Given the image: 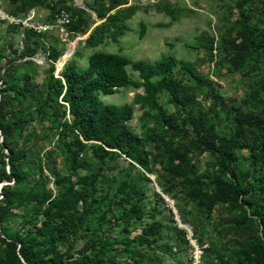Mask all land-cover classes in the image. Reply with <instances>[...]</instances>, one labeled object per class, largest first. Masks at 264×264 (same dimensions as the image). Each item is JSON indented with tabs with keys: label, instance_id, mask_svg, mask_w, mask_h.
Returning <instances> with one entry per match:
<instances>
[{
	"label": "rangeland",
	"instance_id": "rangeland-1",
	"mask_svg": "<svg viewBox=\"0 0 264 264\" xmlns=\"http://www.w3.org/2000/svg\"><path fill=\"white\" fill-rule=\"evenodd\" d=\"M116 1L4 0L9 12H34L39 22H51L56 7H65L73 21L64 41L56 30L39 36L0 23V81L26 84L22 107L31 114L13 139L24 153L23 177L16 186L0 184L19 190L9 205L0 189V264L16 258L26 264L19 241L31 246V264H256V256L264 264V0L128 1L141 11L129 20L120 44L107 40L101 48L131 60L169 53L192 63L202 78L197 82L175 70L193 95L176 128L141 117L133 104L129 125L143 139L147 168L137 163L139 150L100 162L93 142L80 147L72 139L75 131L59 126L69 121L60 98L44 103L43 118L38 112L48 77L60 76L84 49V37H77L100 24L97 15ZM244 25L260 47L235 71L228 43L239 42ZM137 92L143 91L127 87L104 99L132 104ZM159 103L173 112L165 92ZM200 121L213 125L214 144L225 154L199 145L192 122ZM1 142L0 132V160L7 154ZM223 159L229 160L224 169ZM50 200L65 216L56 220L62 231L45 233L41 212Z\"/></svg>",
	"mask_w": 264,
	"mask_h": 264
},
{
	"label": "trees",
	"instance_id": "trees-1",
	"mask_svg": "<svg viewBox=\"0 0 264 264\" xmlns=\"http://www.w3.org/2000/svg\"><path fill=\"white\" fill-rule=\"evenodd\" d=\"M125 5V0H117L104 13L97 15L103 21L95 26L85 39L86 47H96L108 39L116 42L128 30L126 22L135 13L136 7ZM58 8L60 6H57L56 10ZM61 8L67 10L65 7ZM6 11L12 15L23 16L9 12L7 4ZM144 30V24L140 23V35L143 34ZM239 37V42L233 40L228 43L232 49L230 63L235 71L260 47L253 38L252 30L247 25L243 26ZM128 69L137 73L136 79L130 76ZM176 69H179L182 77H188L197 82L202 80L192 63L177 60L172 55H162L159 60L150 63L145 60L132 61L118 53L99 51L88 56L85 68L78 66L74 59L69 60L63 67L60 76L50 75L48 77L44 88L45 98L38 109L39 116L44 117L41 110L44 103L60 98V101L66 105L69 121H62L59 126L74 130L72 139L80 147L84 145V142H93V155L100 162L112 155L124 154L129 157L132 156L133 151L139 150L136 158L137 163L141 167L147 168L148 160L142 148L143 139L129 125L134 111L133 104L139 105L142 109L141 117L147 116L154 123L176 128L181 122V108L193 99V95L189 92L190 86L175 78ZM1 79L0 132L2 133V147L5 148L7 154L1 155L0 184L6 181L12 182V185L16 186L20 183L21 176L23 177L20 172V163L24 153L17 149L13 139L16 135H20L31 121V114L27 111L28 107H22V101L28 93V87L14 79L6 77ZM124 87H131L135 90L142 89L143 92L133 95L132 104H105L100 100V95L115 94ZM163 92L166 93L168 103L174 109L171 113H168L159 103V94ZM64 115L65 111L62 112V116ZM56 116L57 114L53 115L54 119ZM192 125L196 139L205 151H221L214 144L213 125H205L204 121L192 122ZM260 149L264 151V140L260 142ZM221 153L225 154L224 151ZM3 158H6L7 171ZM228 161L223 159L222 169L226 168ZM10 186V184H5L0 188L2 202L9 205L19 194V190L12 189ZM204 196L206 194H203ZM221 197L223 198L222 194L218 199ZM0 210H2L1 205ZM41 213L43 216L41 229L45 233H52L53 229L62 231L56 220L64 217L65 212L57 207L54 200H50ZM19 242L21 243L24 262L31 264V261H34L31 260L29 254L31 246H27L25 242ZM12 246L14 249L15 244ZM255 263L262 264V258L256 256ZM4 264L23 263L16 258V261H7Z\"/></svg>",
	"mask_w": 264,
	"mask_h": 264
},
{
	"label": "built area",
	"instance_id": "built-area-1",
	"mask_svg": "<svg viewBox=\"0 0 264 264\" xmlns=\"http://www.w3.org/2000/svg\"><path fill=\"white\" fill-rule=\"evenodd\" d=\"M126 5L128 1L125 0ZM125 5V6H126ZM73 18L72 15L64 8H58L55 12L54 19L51 22H39L34 17V12H28L24 16H16L6 11L4 0H0V23L13 28H21L35 35H44L51 30L58 31L63 41L68 39L71 33L66 28L70 26Z\"/></svg>",
	"mask_w": 264,
	"mask_h": 264
},
{
	"label": "crops",
	"instance_id": "crops-1",
	"mask_svg": "<svg viewBox=\"0 0 264 264\" xmlns=\"http://www.w3.org/2000/svg\"><path fill=\"white\" fill-rule=\"evenodd\" d=\"M139 11H141V9L140 8H137L136 7V10H135V13L132 15V17L137 13V12H139ZM131 17V18H132ZM130 18V19H131ZM129 19V20H130ZM129 20H127V22H126V25L128 26V29H129ZM92 30H90V31H87V32H85V33H82L83 35L81 36V37H77V38H79V39H81V38H83V42H82V45L84 46V49L83 50H78V53L79 54H77V57H75L74 58V60L76 61V63L78 64V66H80V67H82V68H85L86 67V65H87V58H88V56L91 54V53H93V52H99V51H101V52H108V53H111L109 50H107V51H105V50H103L101 47L102 46H104V44H105V42L107 41V40H105L102 44H100V45H98V46H96V47H92V48H88V47H86L85 46V44H84V42H85V39L87 38V36L89 35V33L91 32ZM128 31V30H127ZM127 31H125L124 33H123V35L122 36H120L117 40H116V42H112L111 40H109V41H111V44H120V40H121V38L123 37V36H125V34L127 33ZM161 40V39H160ZM162 47H164V46H162ZM185 49V48H184ZM84 50H86V54L84 55ZM121 49H119V51H120ZM80 53L82 54V56H80ZM118 54H120V53H118ZM121 55V54H120ZM168 55H172V54H169L168 53ZM172 56H174V55H172ZM175 57V56H174ZM176 58V57H175ZM177 60H181V59H178V58H176ZM131 60V59H130ZM138 60H143V59H138ZM157 60H159V59H156V60H145V61H148V62H150V63H153V62H155V61H157ZM132 61H135V60H132ZM182 61H184V60H182ZM132 73H135V72H132ZM137 74V73H136ZM124 88H127V87H124ZM124 88H121V89H124ZM138 90V89H137ZM138 93V92H137ZM116 94V93H115ZM140 94H142V93H140ZM105 96H113V94H111V95H100V100L103 102V103H105V104H108V103H106V101H105V99H104V97ZM114 103V102H113ZM115 105V104H114ZM121 105H123V104H121Z\"/></svg>",
	"mask_w": 264,
	"mask_h": 264
},
{
	"label": "bare ground",
	"instance_id": "bare-ground-1",
	"mask_svg": "<svg viewBox=\"0 0 264 264\" xmlns=\"http://www.w3.org/2000/svg\"><path fill=\"white\" fill-rule=\"evenodd\" d=\"M70 53L71 51L68 54H65L60 60L57 61L56 63L57 70H59L63 66L64 62L69 57Z\"/></svg>",
	"mask_w": 264,
	"mask_h": 264
}]
</instances>
